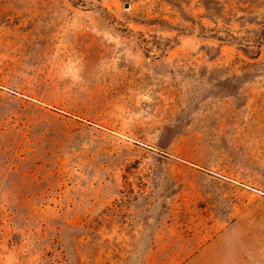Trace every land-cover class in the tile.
<instances>
[{"label":"rangeland","instance_id":"obj_1","mask_svg":"<svg viewBox=\"0 0 264 264\" xmlns=\"http://www.w3.org/2000/svg\"><path fill=\"white\" fill-rule=\"evenodd\" d=\"M0 264H264V0H0Z\"/></svg>","mask_w":264,"mask_h":264},{"label":"water","instance_id":"obj_2","mask_svg":"<svg viewBox=\"0 0 264 264\" xmlns=\"http://www.w3.org/2000/svg\"><path fill=\"white\" fill-rule=\"evenodd\" d=\"M128 6V5H127Z\"/></svg>","mask_w":264,"mask_h":264}]
</instances>
